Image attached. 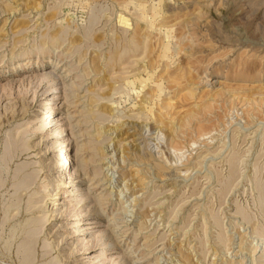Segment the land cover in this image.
I'll return each instance as SVG.
<instances>
[{
	"label": "rangeland",
	"instance_id": "1",
	"mask_svg": "<svg viewBox=\"0 0 264 264\" xmlns=\"http://www.w3.org/2000/svg\"><path fill=\"white\" fill-rule=\"evenodd\" d=\"M6 1L0 264H263L264 0Z\"/></svg>",
	"mask_w": 264,
	"mask_h": 264
},
{
	"label": "bare ground",
	"instance_id": "2",
	"mask_svg": "<svg viewBox=\"0 0 264 264\" xmlns=\"http://www.w3.org/2000/svg\"><path fill=\"white\" fill-rule=\"evenodd\" d=\"M2 1V0H1ZM5 1V0H4ZM10 0H7L6 2H9ZM10 2H12V1H10ZM2 3H0V9L1 10H7L6 8H7V6L6 5H1ZM11 6V5H10ZM13 9V8H12ZM52 12V11H51ZM55 14H56V12H55ZM56 16V15H55ZM54 16V17H55ZM57 35V34H56ZM55 35V36H56ZM55 39H56V37H55ZM54 39V40H55ZM51 40V39H50ZM56 41V40H55ZM54 41V42H55ZM72 42V41H71ZM85 71H86V69H85ZM110 86V85H109ZM116 88V87H115ZM90 99V98H89ZM99 105V104H98ZM167 105V104H166ZM94 106H96V105H94ZM97 107V106H96ZM100 111V110H99ZM101 113V112H100ZM51 114V113H50ZM53 114V113H52ZM158 117V116H157ZM50 120V121H49ZM160 120V119H159ZM34 121H36V120H34ZM34 121H32V122H34ZM37 122V121H36ZM36 122L35 123H33V130L32 131H37V132H40L41 130H42V128H45L44 126H48V125H51L53 122H54V124H53V126H52V129L50 130V132H47V135H49L48 137H47V139H50V142H51V144H54L56 147L57 146H62V148L60 149V150H58V151H64V155L63 156H60L61 154H59V152H58V154H54L55 155V157L58 159V160H60L61 162H60V164L58 163V167H60V174L59 175H56L57 176V178H54V183H55V185H59L58 183V181L61 179V178H65L66 176H67V173H68V171H69V169H70V163H69V160H68V157H67V147H68V143H67V139L69 138H67V134H63V128H61V126L58 124V120H57V118H56V114H54V115H52V116H50V117H46L45 119H44V121L42 122H39V123H41V124H39V125H37L36 124ZM38 123V122H37ZM76 125V124H75ZM31 126H32V124H31ZM75 127V126H74ZM120 128V127H119ZM101 129V128H100ZM99 129V130H100ZM40 130V131H39ZM110 130V129H109ZM31 131V132H32ZM102 131V130H101ZM100 133H102V132H100ZM75 134V133H74ZM95 135V134H94ZM101 135V134H100ZM80 136V135H79ZM78 136V137H79ZM101 137V136H100ZM11 142V141H10ZM119 143V142H118ZM7 145V144H6ZM31 145V144H30ZM20 146L22 147V150L21 151H26V150H28V149H30V146H29V144H28V142L27 141H24L23 140V142H21V144H20ZM52 147H54L53 145H52ZM97 147V146H96ZM6 148V147H5ZM55 148V147H54ZM77 148H81V146H79V147H77ZM99 148V147H98ZM51 149V148H50ZM96 149V148H95ZM100 149V148H99ZM12 150H13V148H12ZM81 150V149H80ZM83 150V149H82ZM97 150V149H96ZM102 150V149H101ZM16 151V150H15ZM92 153V152H91ZM93 154H95V153H93ZM105 154V153H104ZM103 154V150H102V154L101 155H104ZM99 155V154H98ZM106 157V156H105ZM82 160V159H81ZM88 161V160H87ZM89 164V163H88ZM52 165V166H51ZM54 165H53V163H51L49 166H48V168H54L53 167ZM87 166V162L86 161H80V163L78 164V166H77V169L75 170L76 172H75V174H74V176H72V175H68V183H66V184H62V191L59 189V188H57L56 186H55V189L53 190L54 191V196H53V198H52V205H59V202H55V201H57V200H61L63 197H72V199L73 200H77V195L78 194H76V192L79 190V188L77 187V178L78 177H80L81 176V174H82V176H84L85 177V175L87 174V171H83L84 170V168ZM88 168V167H87ZM158 168V167H157ZM99 169V167H94V168H90V171H92V174H90V175H94V174H96L95 173V170L96 171H99L98 170ZM138 169V168H137ZM128 170V174H129V177H130V179H132L133 180V182L135 183V186L138 188V189H142L143 188V185L145 184L144 183V180H143V178L144 177H141V174L136 170V169H127ZM215 170V169H214ZM89 170H88V174H89V172H90ZM161 171V170H160ZM98 173H100V172H98ZM70 174V173H69ZM21 181V180H20ZM233 181V180H232ZM26 182H27V179H23L22 181H21V185H24V184H26ZM52 182V181H51ZM124 182V181H123ZM50 185H52L51 183H49ZM95 184V183H94ZM53 186V185H52ZM134 186V187H135ZM54 188V187H53ZM70 188V190H67V189H69ZM85 194H83L82 196H81V198H83V196H84ZM43 199V198H42ZM73 200H71V201H73ZM98 202V201H97ZM34 203V202H33ZM96 204V203H95ZM94 204V206H92V208L91 209H89L90 211H87L88 213L90 212H92V213H94L95 211L96 212H98L99 210H98V207H97V205H95ZM84 204L82 203L79 207H81V206H83ZM41 209V208H40ZM29 210V209H28ZM42 210V209H41ZM98 210V211H97ZM52 211H57L58 212V210L57 209H54V210H52ZM67 211V210H66ZM35 212V211H34ZM62 212V211H61ZM95 212V213H96ZM63 213H64V211H63ZM66 213H68V212H66ZM89 213V214H90ZM99 213V212H98ZM31 214V213H30ZM59 214V218H58V220H60L61 219V216L63 215L62 213H58ZM69 214V213H68ZM75 214H78L77 212H75ZM56 216V215H55ZM48 217H49V215H47L46 213H44L43 214V218L45 219V221L48 219ZM63 217V216H62ZM82 218V217H81ZM73 220H75V219H77V218H72ZM37 221H39V219L38 218H34V219H32V221L31 222H33V223H35V222H37ZM108 221H111V220H108ZM138 228V227H137ZM76 230L78 231V233L77 234H75L76 236H78V235H82L83 234V230H87V228H85L84 227V225H80V226H77V228H76ZM138 230V229H137ZM112 232V231H111ZM111 232L108 234V235H106V237H107V239L105 240V241H102L101 242V244L103 245V246H105L109 241L111 242V241H113V236L111 235ZM102 236H104V232L102 233ZM102 238V237H101ZM101 240V239H100ZM24 244H25V247H26V249H27V243H25L24 242ZM48 245H50L49 243L48 244H46V246H48ZM57 245V244H56ZM93 245H94V243H93ZM53 246V245H52ZM84 245L82 244L80 247H83ZM95 246V245H94ZM92 248H93V246H92ZM87 250V248L85 249V251ZM95 258H97V256H95ZM137 259V258H136ZM264 264V263H263Z\"/></svg>",
	"mask_w": 264,
	"mask_h": 264
}]
</instances>
